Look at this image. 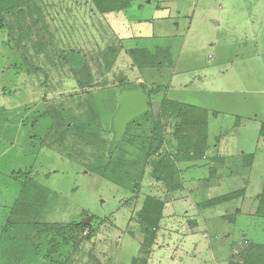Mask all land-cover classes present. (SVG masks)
I'll list each match as a JSON object with an SVG mask.
<instances>
[{"label": "rangeland", "instance_id": "374dc122", "mask_svg": "<svg viewBox=\"0 0 264 264\" xmlns=\"http://www.w3.org/2000/svg\"><path fill=\"white\" fill-rule=\"evenodd\" d=\"M0 10V264H264V0H137L108 14L91 0H0ZM170 44L171 68L129 55ZM140 86L153 92L149 110L111 151L118 95ZM169 99L211 110L217 177L178 161L188 148L178 150ZM168 155L182 184L173 192L152 177ZM145 203L161 207L148 248Z\"/></svg>", "mask_w": 264, "mask_h": 264}, {"label": "trees", "instance_id": "16d2710c", "mask_svg": "<svg viewBox=\"0 0 264 264\" xmlns=\"http://www.w3.org/2000/svg\"><path fill=\"white\" fill-rule=\"evenodd\" d=\"M95 5L96 9L101 14L108 13H117L123 11L130 7L132 2L137 0H91ZM2 10H0L1 12ZM130 57L133 59L134 63L137 66H170L172 64L171 56L168 52V49H162L158 47L156 53L152 54L148 50H131L129 51ZM138 88V87H137ZM146 94L148 106L150 107V98H152L153 92L146 91L143 87L140 86ZM167 106L170 107V116L178 121V126L175 128V138L179 140V149L182 150L183 146H187L188 150L183 151L182 157L179 158L178 161H194L202 158L207 151V124H208V112L204 109L195 108L192 106L179 104L175 102H166ZM146 115V113H145ZM143 117V115H142ZM140 119V118H139ZM135 119L131 123L127 125L126 131L129 126L135 123L137 120ZM194 134L195 139L192 141L190 138H187L186 134ZM151 137L153 141L156 139L155 144H158L157 147L152 149V153H156L158 151V147L162 143V137L157 136L155 133V128L153 129ZM261 135L264 137V128L261 130ZM117 142H111V151H113ZM248 161L246 158L244 162ZM152 177L155 181L161 182L168 192L177 191L182 188V184L180 181V173L178 169L175 167V160L171 156L165 157L161 162H158L154 165L152 169ZM213 175V172H211ZM224 201V199H216L211 202H207L202 204L199 208H207L212 204ZM261 201L264 202V195L261 198ZM153 204L145 203L143 206V210L141 212V232L144 236L143 245L148 248L150 247L153 238L157 232L158 223L161 219V207L154 209ZM51 232H57V235L65 234V229L53 226ZM83 226L80 225H71L69 227L70 230H78ZM256 250V246L250 247V249ZM258 255V253H256Z\"/></svg>", "mask_w": 264, "mask_h": 264}, {"label": "water", "instance_id": "95a60500", "mask_svg": "<svg viewBox=\"0 0 264 264\" xmlns=\"http://www.w3.org/2000/svg\"><path fill=\"white\" fill-rule=\"evenodd\" d=\"M124 79L119 76V80ZM118 108L112 117L113 141L119 142L126 132L127 125L148 112L149 106L146 94L140 87L124 89L117 98ZM88 219L86 220L87 224Z\"/></svg>", "mask_w": 264, "mask_h": 264}, {"label": "crops", "instance_id": "0c3cea01", "mask_svg": "<svg viewBox=\"0 0 264 264\" xmlns=\"http://www.w3.org/2000/svg\"><path fill=\"white\" fill-rule=\"evenodd\" d=\"M166 11V10H165ZM155 12H158V10H155ZM160 12V11H159ZM162 12V11H161ZM179 16V15H178ZM165 17H166V20L165 21H163L162 23H164V22H168V20H170V15L168 14V12L165 14ZM147 25H151L149 22H147L146 23ZM188 27V26H187ZM191 27V25L189 26V28ZM156 47H159V46H156ZM159 48H162V49H168V52H169V54H170V56H171V61H172V64L170 65V66H168V68L170 67H173V66H175L176 64H177V61H176V58L173 56V50H172V44H170V45H167V46H165V47H159ZM175 61H176V64H175ZM166 89V88H165ZM181 90H183V89H181ZM177 91H179V90H177ZM168 92V91H167ZM169 102H175V103H179V104H184V105H188V106H192V107H195V108H200V109H204V110H206V111H208V113L211 111V110H209V109H207V108H203V107H198V106H195V105H189V104H185V103H182V102H178V101H175V100H171V99H169L168 100ZM215 111H212V113H214ZM211 113V112H210ZM208 141V140H207ZM207 156H208V154L207 153H205V155L202 157V158H200V159H197V160H194V161H186V162H190V164H195L196 163V165H199V167L200 168H202L204 171H208V173L210 174L208 177H211V172H213V175L215 174V172H216V175H215V177H217V174L218 173H220V169H216L214 166H212V164L210 165V163L209 162H207ZM218 157H221L222 156V154H218L217 155ZM242 157V156H241ZM217 158V157H216ZM244 161V160H243ZM242 164H243V167L244 168H247L246 166H247V162L245 161L244 163L242 162ZM205 168L207 169V170H205ZM198 170L199 168H195L194 167V170ZM192 170V169H191ZM223 170V169H222ZM224 170H229V175H231V177H238L239 176V172H240V170H236V171H233V170H231V164L229 163V164H226V168H224ZM247 171H250V170H245V172H247ZM238 173V174H237Z\"/></svg>", "mask_w": 264, "mask_h": 264}]
</instances>
